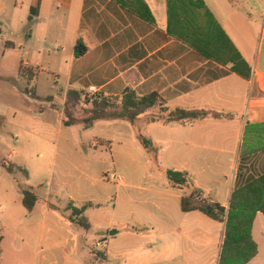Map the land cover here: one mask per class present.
Wrapping results in <instances>:
<instances>
[{
    "label": "crops",
    "instance_id": "crops-1",
    "mask_svg": "<svg viewBox=\"0 0 264 264\" xmlns=\"http://www.w3.org/2000/svg\"><path fill=\"white\" fill-rule=\"evenodd\" d=\"M124 1L127 7L115 0H50V4L31 0L26 14L32 8H37L38 13L24 48L35 37L39 43L47 41L42 27L56 29L53 46L59 62L67 66L66 86L61 90L64 97L69 90H77L116 98L130 88L140 97L158 93L171 110L210 112L209 117L193 123L151 124L142 119L140 132L158 149L156 155L146 153L150 163L171 164L176 171L189 173L195 188L229 211L233 193L264 175V0H203L243 61L238 72L234 69L236 63L209 59L169 33V0ZM144 5L154 22L138 15ZM59 11L66 13L67 22L62 18L53 20L51 15ZM46 12L49 15L44 18ZM78 40L89 49L81 58L76 57ZM157 112L152 110L147 115ZM122 123L98 122L93 128L102 127L105 132L94 140V149L97 141L105 142L96 150L112 156L116 142L139 143L136 129L129 123L134 134L126 137L121 130L129 127ZM160 170L162 177L171 169ZM107 174L103 173V177ZM155 178L154 183L144 187L127 185L125 181L117 184V190L111 193L113 205L83 203L96 206L86 211V216L96 208L110 211L111 206L115 214L121 204L125 213L122 225L110 223L107 228L94 229L91 224L90 231L78 227L82 232H77L74 242L84 239L89 251L92 240V245H101L99 251H106L105 260L92 257L96 264H258L264 245L263 213L257 214L251 233L258 255L245 261V253L236 250L223 258L226 222L215 221L199 211L183 212L182 199L191 190L173 188L168 179L162 178L159 180L164 182L155 185ZM51 196L45 200L37 226L39 242L53 240L47 235L54 234L69 243L70 236L51 227V217L60 211ZM18 198L25 218L32 219L41 199L29 214L23 206V195ZM50 205L58 210H51ZM5 208H9L8 203L0 210ZM64 217L60 224L73 231L75 225ZM2 254L3 247L0 259Z\"/></svg>",
    "mask_w": 264,
    "mask_h": 264
},
{
    "label": "rangeland",
    "instance_id": "rangeland-1",
    "mask_svg": "<svg viewBox=\"0 0 264 264\" xmlns=\"http://www.w3.org/2000/svg\"><path fill=\"white\" fill-rule=\"evenodd\" d=\"M30 3L31 0H0V118H3L4 125L0 129V160L22 167L30 176L25 181V175L21 172L10 175L0 169V208L3 204H9V208L0 210V223L3 225L0 230L5 237L0 264H96L92 257L101 258L106 254L102 249L99 251L101 245H92L94 242L91 240L88 251L84 239L79 242L75 239L74 242L75 235L82 230L75 226L72 227L75 231H70L60 224L62 218L69 215L66 212L68 204L75 202L79 208L86 201L113 205L111 193L117 190V184L120 185L111 180L113 174L121 176L122 182L125 181L127 185L144 187L154 183V176L158 179L155 185L164 182L159 178L167 180L166 174L161 177L158 173L160 168L175 170V166L159 164L160 167L157 163H150L137 141V145L134 142H116L112 156L106 151L96 150L105 142L97 141L94 149V140L105 132L102 127L83 130V125L71 128L63 126L67 96L64 97L61 90L66 86L67 66L59 62L60 56L53 46L56 29L42 27L41 32H47V41L39 43L35 37L29 47L24 48L26 36L32 29L29 10L26 14ZM46 3L50 4V0H46ZM45 14L44 18L49 15L47 12ZM51 17L55 21L58 20L55 18H62L67 22L64 11ZM21 66L27 70L28 77L21 72ZM34 73L35 78L31 81ZM34 94L39 99L30 97ZM85 95L89 102L98 94ZM88 102L83 99L75 109L73 113L76 119L88 117L86 111L91 108ZM122 124L129 127L128 130L122 129V133L131 137L134 134L131 125L124 121ZM109 133L117 135L114 130H109ZM107 145L110 150V145ZM103 173L108 174L103 177ZM22 188L35 189L41 199L39 210L32 219L27 217L30 218L27 220L20 209L22 203L18 197L22 194ZM49 194H52L51 202L60 208L50 219L51 227H56L68 238L70 236L69 243L54 234L47 235L48 239L53 240H46L43 244L39 242L37 226ZM112 207L110 211L96 208L95 212L89 213L87 218L94 229L99 226L107 228L110 223H124L122 204L115 214ZM262 247L258 264H264V245ZM230 251L225 249L223 258ZM244 252L243 259L249 253ZM257 255L258 252L254 258Z\"/></svg>",
    "mask_w": 264,
    "mask_h": 264
},
{
    "label": "trees",
    "instance_id": "trees-1",
    "mask_svg": "<svg viewBox=\"0 0 264 264\" xmlns=\"http://www.w3.org/2000/svg\"><path fill=\"white\" fill-rule=\"evenodd\" d=\"M123 7H127L124 0H115ZM169 24L168 31L171 35L185 41L205 57L214 61L226 63H236L235 71L238 72V65L243 61L239 54L235 53L230 41L214 20L211 13L207 10L203 0H169ZM172 3L173 9H172ZM138 13L143 19L154 22V18L148 8ZM171 10V11H170ZM38 9L32 8L29 16V25H33L34 17L37 16ZM226 44V45H225ZM76 57H83L88 51V47L82 40H78L76 48ZM234 54V55H233ZM21 72L26 77L27 70L22 68ZM31 81L35 78L32 74ZM33 99H39L36 94L30 95ZM87 95L77 90H69L64 107L63 121L64 127H75L83 125L84 129L93 128L98 122L121 120L130 123L137 131V140L144 151L151 155H156L158 149L151 139L146 138L140 132V123L146 119L148 123H193L203 120L211 115L207 111H187L183 109L171 110L166 107L165 101L158 93H152L140 97L130 88L116 98L106 97L98 94L91 101H87ZM51 99V98H50ZM86 99L91 104V108L86 111L88 117L79 120L74 117L75 109ZM152 110H158L157 113L147 115ZM215 117H221L216 114ZM3 118H0V129L4 128ZM0 168L13 175L23 173L25 178L29 174L22 167L16 166L8 161H0ZM166 177L173 188L180 190H191L190 195L184 197L181 202L182 211L185 213L199 211L207 217L220 223L226 222L225 249L231 251H241L248 253L245 261L253 258L257 253V245L251 238V228L259 212L264 214V175L254 179L237 189L232 196L230 210L227 211L220 203L206 196L205 192L193 186V180L189 173L176 170H167ZM23 206L30 214L34 211L39 197L32 188H22ZM96 206L87 203L81 208L77 207L75 202H70L66 212L69 213L65 218L73 225L84 229L91 230V223L86 211ZM51 210H58L56 206L50 205ZM249 242V244H248ZM3 236L0 232V256L2 253ZM248 245L249 248L248 249ZM224 253V252H223ZM101 255V254H100ZM101 258L105 260V256Z\"/></svg>",
    "mask_w": 264,
    "mask_h": 264
},
{
    "label": "built area",
    "instance_id": "built-area-1",
    "mask_svg": "<svg viewBox=\"0 0 264 264\" xmlns=\"http://www.w3.org/2000/svg\"><path fill=\"white\" fill-rule=\"evenodd\" d=\"M111 180H112V181H115V182H117V183H119V184H122V183H123V182H122V181H123L122 177L119 176V175H116V174H113V175H112Z\"/></svg>",
    "mask_w": 264,
    "mask_h": 264
}]
</instances>
